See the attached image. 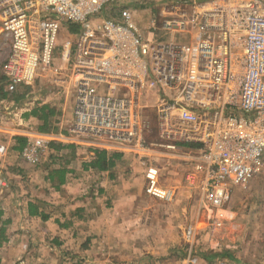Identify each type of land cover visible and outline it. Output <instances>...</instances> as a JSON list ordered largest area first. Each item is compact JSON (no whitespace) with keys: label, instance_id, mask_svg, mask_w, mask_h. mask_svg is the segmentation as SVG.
Listing matches in <instances>:
<instances>
[{"label":"built area","instance_id":"built-area-1","mask_svg":"<svg viewBox=\"0 0 264 264\" xmlns=\"http://www.w3.org/2000/svg\"><path fill=\"white\" fill-rule=\"evenodd\" d=\"M119 1L0 0L5 84L9 91L32 86L47 71L55 85L68 83L67 137L91 154L141 159L155 145L180 155L189 167L184 185L199 191L214 237L227 222L228 190L264 165V0H170L148 9L145 36L134 22L138 12L123 10L119 21L98 17ZM69 25L79 32L59 47ZM55 137L27 136L20 162L40 167ZM6 155L0 145V162ZM159 177L146 167L145 195L174 201L177 190ZM196 232L194 224L182 229L186 248L174 264L197 262Z\"/></svg>","mask_w":264,"mask_h":264},{"label":"crops","instance_id":"crops-1","mask_svg":"<svg viewBox=\"0 0 264 264\" xmlns=\"http://www.w3.org/2000/svg\"><path fill=\"white\" fill-rule=\"evenodd\" d=\"M7 53V48L0 50V91L7 95L0 98V145L7 149L0 162V264H131L145 257L174 264L184 256L181 231L187 223L197 228L195 264L214 261L203 255L205 251L234 245L222 231L210 237L203 214L198 218L193 209L177 204L179 200L169 206L137 188L138 181L125 167L134 156L123 154L110 171L85 170L93 154L67 137L72 88L68 83L55 85L47 71L32 86L9 91L1 72ZM41 111L48 114L45 126ZM35 134L56 136V145L71 147L59 151L62 158L55 165L45 161L31 168L18 156L27 136ZM16 138L24 146H18ZM149 154L155 152L145 151L144 157ZM171 155L183 164L182 157ZM162 186L177 190L175 200L185 189L183 181Z\"/></svg>","mask_w":264,"mask_h":264},{"label":"rangeland","instance_id":"rangeland-1","mask_svg":"<svg viewBox=\"0 0 264 264\" xmlns=\"http://www.w3.org/2000/svg\"><path fill=\"white\" fill-rule=\"evenodd\" d=\"M169 2L170 0H121L117 3L107 5L98 17L119 21L123 10L129 9L132 12H138L134 13V22L143 36H145V30L149 22L148 15L150 14V10L148 9L154 8L156 11H159L160 8L164 7ZM142 10L145 11L139 12ZM67 31L63 30L61 32L58 40L59 47L71 40L72 35ZM6 48L5 46H1L2 50ZM0 59L3 61V54L0 55ZM149 138V142L155 144V138L153 136ZM150 150H152V152L154 151L155 155L149 154L141 159L136 157L135 160L125 166L127 169L126 173L129 175L131 174L132 177L134 175L138 181L136 183L137 188L143 190V173L149 165L159 170L160 183L163 185L179 186L182 181L184 182V176L189 169L184 161L182 164L179 162V159L173 158L171 153H167L166 150L160 149L155 145H152ZM148 157L152 158L148 160ZM186 166L187 171L185 170ZM188 194L190 196H188ZM176 202L179 205L185 204L188 211L193 209V212L196 216L198 215V218H201L203 214V222H207L209 214L204 209V203L196 188L190 189L185 187L184 192L179 195L177 200L165 204L170 206L176 204ZM224 209L227 213V223L221 231L226 233L225 235L233 241L234 245H230V248H224L223 246V248H217V250L214 251H205L203 255L208 257L210 261L217 258H229V261L232 260L236 264H264V165L261 170L246 183L239 186H232L228 190V195L224 202ZM192 217L193 213L189 215V220ZM192 220L195 221V218ZM81 262L83 263V261ZM131 264L161 263L158 261L153 263L152 259L145 257Z\"/></svg>","mask_w":264,"mask_h":264},{"label":"trees","instance_id":"trees-1","mask_svg":"<svg viewBox=\"0 0 264 264\" xmlns=\"http://www.w3.org/2000/svg\"><path fill=\"white\" fill-rule=\"evenodd\" d=\"M68 33L70 35H75L79 32V26L77 25H69L67 27ZM7 95L0 91V98H5ZM20 98V95L17 96ZM16 97V98H17ZM19 100V99H17ZM16 100V101H17ZM42 110V109H41ZM33 114H37L36 112H33ZM39 119L44 123V126L47 124V119H48V114H45L44 112L41 111V116H39ZM42 130V129H41ZM44 131V130H43ZM16 141L18 142V146H24L23 141L19 138H16ZM70 148L71 146H61V145H56L54 142H51L49 145V154L47 155L45 161L49 166H53L56 164L57 160H61V156H58L57 154L59 151L63 148ZM21 153V152H20ZM93 157L89 161L88 164L84 165L85 170H91L94 172H102V171H110L112 167L115 165L117 161H119L122 157L123 154L118 153V152H106L102 150H94L92 151ZM55 175L58 177H62L61 172L57 171L55 172ZM61 180V178H58ZM4 233V230H0V239L2 238ZM5 241V239H3Z\"/></svg>","mask_w":264,"mask_h":264}]
</instances>
